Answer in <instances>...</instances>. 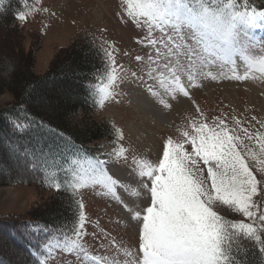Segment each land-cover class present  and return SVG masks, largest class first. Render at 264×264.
Here are the masks:
<instances>
[{"label": "snow or ice", "instance_id": "1", "mask_svg": "<svg viewBox=\"0 0 264 264\" xmlns=\"http://www.w3.org/2000/svg\"><path fill=\"white\" fill-rule=\"evenodd\" d=\"M39 2L17 20L48 12ZM5 3L0 0V11ZM119 5L121 21L145 32L137 42L152 53L146 61L136 56L147 67L129 74L117 64L115 44L102 46L104 67L83 84L91 107L99 110L116 101L129 76L167 110L180 97L191 99L190 89L205 81H264V40L252 32L264 26V8L251 0H119ZM195 112L198 117L184 126L180 139L166 138L157 162L132 157L135 185L109 170L128 160L120 129L105 159L75 147L70 138L61 145L36 136L35 130L46 125L24 107L7 116L9 131L0 133V143L13 167L71 197L66 204L71 220L25 221L11 229L32 264H49L58 254L75 256L80 264H248L250 250L254 264H264V120L253 116L255 124L244 127L236 117L209 119L199 105ZM85 189L125 209L138 251L119 248L123 262L92 253L86 244ZM110 243L116 244L115 238Z\"/></svg>", "mask_w": 264, "mask_h": 264}, {"label": "rangeland", "instance_id": "2", "mask_svg": "<svg viewBox=\"0 0 264 264\" xmlns=\"http://www.w3.org/2000/svg\"><path fill=\"white\" fill-rule=\"evenodd\" d=\"M37 6L49 11L36 12L25 22L12 23L21 27L20 36L24 39L26 48L38 39L39 47L35 53L37 72H44L58 49L69 45L82 31L94 35L104 47H108V42L114 43L117 64L129 70V74L131 71L139 74L141 69H146V64L135 58L141 56L146 61L152 49L137 42L143 40V30L121 21L118 15L119 0H40ZM261 24L264 25V21H261ZM252 32L256 38L264 40V29L257 27ZM120 92L121 95L116 97V101L106 104L96 114L98 117L110 119L116 129L123 132L124 139L119 143L129 150L128 160L109 165V170L117 179L133 185L137 181L136 177L130 174L134 167L132 157L157 162L162 155L166 138L171 136L180 139V131L184 126L194 116L198 117L199 114L195 112L196 105H199L209 119L227 116L229 122H232V118L236 117L242 121L244 127H248L249 122L255 124V121L251 120L253 116L264 120V84L260 80L205 81L202 87L190 89L191 99L180 97L177 101H172L170 110L152 101L142 87L131 82L130 76L128 81L120 85ZM11 98L10 92L0 94V106ZM97 143L100 146L94 151L107 159V154L113 150L116 141L105 137ZM0 144V151H4V145ZM4 157L5 159L0 158V168L12 165L6 152ZM2 181L4 182L0 180ZM52 191V188L31 181H5L0 185V250L14 264H32V260L23 248L8 238L3 224L12 222L10 224L16 226L28 221L29 209L50 200ZM81 198L88 217V235L84 239L92 253L123 262L125 257L119 248L127 247L138 251L137 233L127 223V213L121 204L87 189L82 190ZM124 199L127 200V197ZM112 238H115L116 244L110 243ZM49 264L80 262L75 256L58 254L57 259L50 260Z\"/></svg>", "mask_w": 264, "mask_h": 264}, {"label": "trees", "instance_id": "3", "mask_svg": "<svg viewBox=\"0 0 264 264\" xmlns=\"http://www.w3.org/2000/svg\"><path fill=\"white\" fill-rule=\"evenodd\" d=\"M251 3L258 8L264 7V0H251ZM33 4L35 0H6L4 10L0 11V94H12V98L0 106V133L7 134L9 131L5 118L16 115L18 106L24 107L32 117L46 125L35 130L36 136L61 145L70 138L75 147L97 155L94 151L100 146L97 142L105 137L114 139L116 127L110 119L98 117V109L85 102L83 84L104 67L100 50L103 43L91 33L82 31L69 45L58 49L44 72H37L35 53L39 47L38 39L26 48L20 36L21 27L12 25L18 21L16 16L26 12ZM9 64L11 71L8 70ZM20 116L22 119L23 114L20 113ZM4 149L0 151V158L3 159L5 152L9 157L8 149L5 146ZM0 180H4L0 185L5 181H31L44 186L30 173L17 171L13 165L0 168ZM70 199L68 193L53 189L50 200L29 209L28 221L53 224L63 219L71 220L72 216L66 208ZM10 223H4L3 230L8 238L25 250L24 243L14 233L10 234L14 227ZM253 257L254 251L250 250L248 264H254ZM0 259L6 264H14L1 250Z\"/></svg>", "mask_w": 264, "mask_h": 264}, {"label": "bare ground", "instance_id": "4", "mask_svg": "<svg viewBox=\"0 0 264 264\" xmlns=\"http://www.w3.org/2000/svg\"><path fill=\"white\" fill-rule=\"evenodd\" d=\"M262 84H264V81H260ZM141 99V98H140ZM139 100V99H138ZM144 101V99H143ZM143 103V102H142ZM145 103V102H144ZM159 114V113H158ZM111 167V166H110ZM115 167V166H114ZM130 176V175H129ZM125 177V176H124Z\"/></svg>", "mask_w": 264, "mask_h": 264}]
</instances>
